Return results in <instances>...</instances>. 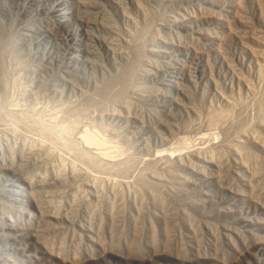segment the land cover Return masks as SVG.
Wrapping results in <instances>:
<instances>
[{
	"label": "rangeland",
	"instance_id": "obj_1",
	"mask_svg": "<svg viewBox=\"0 0 264 264\" xmlns=\"http://www.w3.org/2000/svg\"><path fill=\"white\" fill-rule=\"evenodd\" d=\"M0 264H264V0H0Z\"/></svg>",
	"mask_w": 264,
	"mask_h": 264
},
{
	"label": "bare ground",
	"instance_id": "obj_2",
	"mask_svg": "<svg viewBox=\"0 0 264 264\" xmlns=\"http://www.w3.org/2000/svg\"><path fill=\"white\" fill-rule=\"evenodd\" d=\"M115 70L117 71V73H119V76L121 77L120 79H121L122 83H125L126 80H128L127 78H128V76L130 75V73H128V74H129V75H128L127 73L123 72V71L121 70V67L115 68ZM131 70H132V69H131ZM131 70H130V71H131ZM118 71H119V72H118ZM130 71H129V72H130ZM126 74H127L128 76H126ZM119 76H118V77H119ZM118 77H117V78H118ZM110 78H113V77H110ZM110 78H109V79H110ZM114 78H116V77H114ZM117 78H116V79H117ZM118 81H119V80H118ZM118 83H119V82H118ZM119 84H120V83H119ZM113 86H114V85H113Z\"/></svg>",
	"mask_w": 264,
	"mask_h": 264
}]
</instances>
